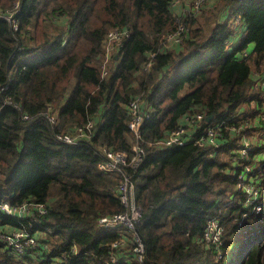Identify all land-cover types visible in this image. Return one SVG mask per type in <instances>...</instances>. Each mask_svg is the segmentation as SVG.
<instances>
[{
  "label": "trees",
  "instance_id": "obj_1",
  "mask_svg": "<svg viewBox=\"0 0 264 264\" xmlns=\"http://www.w3.org/2000/svg\"><path fill=\"white\" fill-rule=\"evenodd\" d=\"M12 1H0V202H43L46 211L21 218L0 211V231L23 226L36 240L16 259L0 239V264H264L263 138L251 141L257 127L247 123L257 119L264 133V0H208L187 14L173 9L174 0H19L9 11ZM178 22L186 28L181 41L167 48ZM112 29L128 33L102 76ZM137 95L150 116L139 128L141 159L124 171L140 206L142 262L125 226L98 223L126 211L122 175L97 164L104 146L133 155L127 105ZM197 113L202 119L191 129L183 118ZM90 121L77 142L56 137ZM181 126L188 142L155 144ZM208 128L214 144H194ZM239 172L259 210L237 186ZM34 216L39 223L30 224ZM211 217L222 227L217 240L205 236Z\"/></svg>",
  "mask_w": 264,
  "mask_h": 264
},
{
  "label": "built area",
  "instance_id": "obj_2",
  "mask_svg": "<svg viewBox=\"0 0 264 264\" xmlns=\"http://www.w3.org/2000/svg\"><path fill=\"white\" fill-rule=\"evenodd\" d=\"M195 2L194 8L197 9L200 3L203 0H192V2ZM185 27L183 24L178 25L176 28L175 33L171 37L166 38L165 46L168 48V46L174 43H179L181 41L182 35L185 31ZM128 31L126 29L118 30L113 29L109 30L106 34L105 40H104V46H107L108 43H112L113 46L120 42V40L126 36ZM154 56V52H151V58L148 60L143 66L144 69L147 70L148 67L152 64V57ZM261 84V93H264V84L262 81ZM262 101V96H261ZM142 103L143 100L140 95L134 96L131 98L128 102L127 108L129 112V121H128V127L134 137H136V143L132 145V151L133 155L128 156V153L119 151V150H113L109 147L104 146L102 151L104 152V161H100L97 164L98 169L106 172H113L116 174L122 175V182L119 185V198L121 204L126 208V211L115 213L111 216H102L99 218L98 223L100 226H106V227H118V226H125L128 230L132 231L134 240H135V246H134V252L136 253V258L138 261L141 262L144 258V246L142 239L140 235L135 230V223L138 220V217L140 215V206L137 205L133 198V190L134 186L130 181L129 176L124 171V167L132 163L134 165L141 159L142 149H140V145L137 143L139 140V128L141 124L144 122L146 118L150 116V111L142 109ZM24 118H28V116L24 115ZM262 118L264 120V116L262 115ZM48 119L53 121L54 115L51 114L48 116ZM202 119V115L200 113L192 114V115H186L185 120L186 124H197ZM92 123L91 121L88 122L84 130L83 128L79 127L74 135L68 134V133H59L56 134V137L64 142H77L78 138L82 135H85V131L89 130L91 128ZM188 134V128L187 126H181L178 129L172 130L170 134L165 136L162 139H159L156 141V143L164 146H179L185 143L188 140L187 137ZM214 135L215 130L213 128H208L204 135L201 137L194 138V144L197 145H203L204 141H209L212 144H214ZM264 135V133H263ZM247 140V138H244ZM249 144L247 141H245L244 146L241 147V149L238 151L237 156L238 157H246V146ZM263 146L264 151V144H261ZM264 155V154H263ZM245 169L248 171L249 166H245ZM245 174L242 172L237 173V178L243 179ZM249 182V181H247ZM247 191L254 192L255 188L252 185H246ZM0 211L4 214H8L17 218H21V216L24 215H30L33 216L35 212L39 214L45 213V204L40 202H33V201H23L22 203L18 205H11L8 202H0ZM38 217H32L29 221L30 224H33V222L39 223ZM22 228L11 230V231H0V239L4 241L5 244H7L11 250L15 249L17 251H20L24 248L23 252H26L28 249H32L35 246L36 240L35 237L31 236L27 233L26 229L21 226ZM222 227L218 220L214 217H211L206 222V232L205 236L209 235V237H213L215 234V237L213 239H218V234L221 232ZM212 234V236H210ZM111 261L114 263L116 262L115 258H111ZM126 260L123 258L121 263H115V264H123Z\"/></svg>",
  "mask_w": 264,
  "mask_h": 264
},
{
  "label": "rangeland",
  "instance_id": "obj_3",
  "mask_svg": "<svg viewBox=\"0 0 264 264\" xmlns=\"http://www.w3.org/2000/svg\"><path fill=\"white\" fill-rule=\"evenodd\" d=\"M0 1H6V0H0ZM18 1L19 0H13L12 1V4H11V7H13L12 9H9V11H13L15 8H16V6L18 5ZM195 2L196 1H194V2H192V0H174L173 1V8H175L176 10H179L178 11V13L179 14H187V13H190L189 11L191 10V8H192V10H193V12H197V11H199V9H201L202 7H204L206 4H207V2H208V0H203L201 3H200V5L198 6V8L197 9H195L194 8V4H195ZM10 7V8H11ZM204 10H205V12H207L208 13V8L207 7H205L204 8ZM7 17H9V16H7ZM203 16H200L199 17V19H198V21H199V23H204L203 22ZM237 21H238V18H237V16H233V17H231L230 19H229V23H231L232 24V26H233V23H237ZM181 23L180 22H178L177 24H176V26L174 27V29H173V31H170V32H168L167 34H166V38L167 37H171L174 33H175V31H176V28L178 27V25H180ZM113 30V29H112ZM122 40V39H121ZM121 40H120V44H121ZM240 40V39H239ZM238 40V41H239ZM166 43V42H165ZM229 45H231V44H229L228 43V46ZM166 47V46H165ZM115 50H116V47H114L113 46V44L110 42V43H108L107 44V46H105L104 48H103V57H102V59L99 61V67H100V71H101V75L102 76H105L107 73H108V70H109V68L112 66V63H111V55H113V54H116V53H114L115 52ZM262 81V83L264 84V78L262 77V78H260V82ZM261 96H262V101H261V104H262V108L260 109V113H259V117L261 118L262 117V115L264 116V93H262L261 94ZM250 107V105H245V106H241L240 108H239V110H243V109H245L244 110V112H246V113H248L249 111H250V109H248ZM248 123V122H247ZM255 125V127H257L256 129L257 130H255L254 131V133L251 135V137H250V139H251V141H253L254 142V138H258V137H260V135L262 136V138L263 139H261L258 143L259 144H264V135H263V132L260 130V129H262L261 128V123H259V122H256V124H254ZM195 127V124L193 123L192 124V127H191V129H193ZM262 133V134H261ZM247 138V140H248V137H246ZM193 139V138H192ZM192 139H190V140H192ZM133 142H132V145L134 144V143H136V141L135 140H132ZM188 142V141H187ZM138 143V142H137ZM186 143V142H185ZM185 143H183V144H185ZM155 144H158V143H156L155 142ZM182 144V145H183ZM254 144H252L251 143V146H253ZM106 147H108V146H106ZM131 148H132V146H131ZM103 149V148H102ZM110 149H113V148H111L110 147ZM140 149H143V148H140ZM114 150V149H113ZM117 150H119V149H117ZM119 151H122V152H125L124 150H119ZM143 151V150H142ZM261 151H263V150H261ZM103 152V151H102ZM103 155H104V152H103ZM129 156V155H128ZM231 156H230V154H229V158H230ZM230 161H231V159H230ZM247 179H248V177H247ZM246 185H251V182H247V180H246V177H244L243 179H240V182L238 183V187H241L242 189H244L246 192H247V194H248V198L246 199V201H247V203H249V204H253V207H255L257 210H259L260 209V205H259V203H254V201H256L257 200V197L255 198V193L254 192H249V191H247V186ZM245 201V202H246ZM43 203V202H42ZM262 226H264V223H263V225H261V227ZM4 228H5V230L4 231H11L10 229L11 228H9V227H7V226H4ZM125 228V227H124ZM128 232H129V234H128V232H127V235H132L133 233H131L127 228H125ZM259 229V228H258ZM3 231V230H2ZM207 237H209V235H206ZM210 236H212V234L210 235ZM214 238H216L217 237V235H216V237H215V234H214V236H213ZM2 242L4 243V241L2 240ZM123 242V240L122 239H120V242H118V244H120V243H122ZM235 242V241H234ZM1 249L3 250V251H7L8 250V252H10V256H12V257H14V258H20L21 256H22V254H24V252H23V250H24V248L22 249V250H20V251H17V250H15V249H13V250H11V248L7 245V244H3V247H1ZM235 255V254H234ZM143 260H141V262H142ZM230 262H234L233 261V256H232V258H231V260H230Z\"/></svg>",
  "mask_w": 264,
  "mask_h": 264
},
{
  "label": "crops",
  "instance_id": "obj_4",
  "mask_svg": "<svg viewBox=\"0 0 264 264\" xmlns=\"http://www.w3.org/2000/svg\"><path fill=\"white\" fill-rule=\"evenodd\" d=\"M176 12H178L179 10H176L175 8H173ZM177 45V43L176 44H174L173 46H176ZM168 48H171V44L168 46ZM243 106H245V105H243ZM244 112V109H243V111H242V113ZM184 123H186V120H185V116H184ZM257 120V119H256ZM256 120H254L253 118H250L249 117V119L247 120V122L249 123V124H255V122H256Z\"/></svg>",
  "mask_w": 264,
  "mask_h": 264
},
{
  "label": "water",
  "instance_id": "obj_5",
  "mask_svg": "<svg viewBox=\"0 0 264 264\" xmlns=\"http://www.w3.org/2000/svg\"><path fill=\"white\" fill-rule=\"evenodd\" d=\"M116 57H117V56L115 55V56H114V58H116ZM210 117H211V115H209V116H206V118H205V119L208 121V120L210 119Z\"/></svg>",
  "mask_w": 264,
  "mask_h": 264
}]
</instances>
